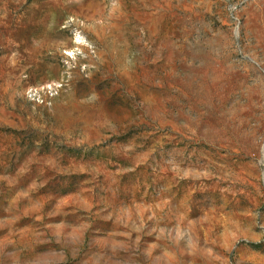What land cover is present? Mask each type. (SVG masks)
Wrapping results in <instances>:
<instances>
[{"label": "rangeland", "instance_id": "obj_1", "mask_svg": "<svg viewBox=\"0 0 264 264\" xmlns=\"http://www.w3.org/2000/svg\"><path fill=\"white\" fill-rule=\"evenodd\" d=\"M0 264H264V0H0Z\"/></svg>", "mask_w": 264, "mask_h": 264}]
</instances>
